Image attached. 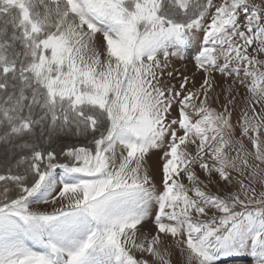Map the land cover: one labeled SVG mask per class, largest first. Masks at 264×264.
Returning a JSON list of instances; mask_svg holds the SVG:
<instances>
[{"label": "snow or ice", "instance_id": "snow-or-ice-1", "mask_svg": "<svg viewBox=\"0 0 264 264\" xmlns=\"http://www.w3.org/2000/svg\"><path fill=\"white\" fill-rule=\"evenodd\" d=\"M244 257L264 264V0H0V264Z\"/></svg>", "mask_w": 264, "mask_h": 264}, {"label": "rangeland", "instance_id": "rangeland-1", "mask_svg": "<svg viewBox=\"0 0 264 264\" xmlns=\"http://www.w3.org/2000/svg\"><path fill=\"white\" fill-rule=\"evenodd\" d=\"M176 67L181 68V62L176 61ZM187 70H188V73H189V74H191V73L194 71V68H193L191 62H187ZM199 79H200L199 74H197V80H199ZM217 83H218L217 93H219V89H220L221 87H226V84L223 83L222 78L219 77V76L217 77ZM221 99H223V97H221ZM217 106H218V105H217ZM212 190L215 191V188H213ZM236 264H251V262H250V258H248V257H244V258L238 260V261L236 262Z\"/></svg>", "mask_w": 264, "mask_h": 264}]
</instances>
